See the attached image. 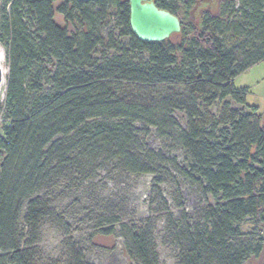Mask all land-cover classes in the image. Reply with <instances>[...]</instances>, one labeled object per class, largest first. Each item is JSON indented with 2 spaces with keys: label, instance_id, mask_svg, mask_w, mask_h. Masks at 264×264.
Wrapping results in <instances>:
<instances>
[{
  "label": "trees",
  "instance_id": "16d2710c",
  "mask_svg": "<svg viewBox=\"0 0 264 264\" xmlns=\"http://www.w3.org/2000/svg\"><path fill=\"white\" fill-rule=\"evenodd\" d=\"M55 1L3 0L0 8L8 70L0 106V264H39L36 237L45 219L68 237L66 220L39 192L109 161L134 176L171 164L199 185L205 200L198 219L181 202L176 213L165 203L160 210L163 237L179 243L176 264H244L259 257L264 125L233 79L264 61V0H227L216 17L194 13L201 0H152L177 16L181 11L186 23L181 20L178 44L139 40L129 26L128 0H61L54 9ZM110 8L117 34L99 28ZM54 11L81 28L69 32L56 24ZM227 98L250 112L229 108ZM214 103L217 112L210 113ZM172 109L184 111V126L170 117ZM149 127L189 155L185 167L148 148ZM151 183L154 188L160 179ZM125 213L94 212V233L119 234L135 264H158L150 218L137 222ZM64 247V264H89L72 239Z\"/></svg>",
  "mask_w": 264,
  "mask_h": 264
},
{
  "label": "rangeland",
  "instance_id": "374dc122",
  "mask_svg": "<svg viewBox=\"0 0 264 264\" xmlns=\"http://www.w3.org/2000/svg\"><path fill=\"white\" fill-rule=\"evenodd\" d=\"M0 0V8L2 6ZM227 0H201L195 9V14L207 12L212 17L219 14L220 8ZM61 3L57 0L53 8ZM95 9L94 6H92ZM114 10L109 9V16L100 23L101 32L108 28H114ZM178 17L184 23L185 18L181 11ZM54 21L60 26L67 27L69 32L81 28L77 22L66 23L63 16L54 11ZM116 34L118 28H114ZM126 41V38H121ZM167 40L172 44L181 41L180 32L170 35ZM0 56L3 64L7 68L5 59V49L0 44ZM138 58L144 59V54H139ZM5 82L0 86V106L3 103ZM233 87L236 89H246L245 105L257 108L261 117V124L264 125V61L258 62L248 67L233 79ZM160 90L174 94L183 92L182 89H170L163 87ZM179 90V91H176ZM228 107L236 109L242 113L250 112V108L245 107L227 98ZM199 103V99L197 101ZM210 113L217 112V105L207 107ZM170 117L178 122L180 126L186 123V114L181 109H172ZM4 115L0 111V133L2 119ZM144 140L148 148L153 151H161L166 156L174 157L177 166L185 167L189 155L179 147L167 135H159L155 128L149 127ZM76 172V171H75ZM84 173H73L65 179H61L57 184H53L48 189H43L39 193L48 195L55 210L66 220L68 224L69 236L64 234L63 229L45 219L41 222L36 237L39 251V264H64L67 261V252L64 244L66 240L72 239L79 244L82 249L84 259L89 264H135L129 260L126 253V246L123 238L119 234L104 235L95 232L92 221L94 212L102 209L120 208L125 211L126 216H130L135 221H142L146 217L150 218L149 224L152 237L155 243V250L158 255V264H176L177 248L179 243L173 238H164V224L162 211L164 203L167 209L176 213L175 205L183 203L187 216L195 219L200 217V211L204 203V196L198 184L191 182L177 174L170 164H162L155 169V175L134 176L122 172L114 162H96L85 166ZM87 172L91 176L87 179ZM160 179L156 187H152V177ZM152 201L151 209L148 211V203ZM180 215V214H179ZM247 228V222L242 224V230ZM244 264H264V244L259 257L250 256Z\"/></svg>",
  "mask_w": 264,
  "mask_h": 264
},
{
  "label": "water",
  "instance_id": "95a60500",
  "mask_svg": "<svg viewBox=\"0 0 264 264\" xmlns=\"http://www.w3.org/2000/svg\"><path fill=\"white\" fill-rule=\"evenodd\" d=\"M95 2L98 0H80ZM129 26L141 41L161 42L180 32L181 20L168 10L156 6L152 0H128ZM8 73V70H7ZM2 72L0 68V86Z\"/></svg>",
  "mask_w": 264,
  "mask_h": 264
},
{
  "label": "bare ground",
  "instance_id": "6f19581e",
  "mask_svg": "<svg viewBox=\"0 0 264 264\" xmlns=\"http://www.w3.org/2000/svg\"><path fill=\"white\" fill-rule=\"evenodd\" d=\"M0 68L2 72V84L5 82L6 74H7V68L3 64V58L0 56Z\"/></svg>",
  "mask_w": 264,
  "mask_h": 264
}]
</instances>
